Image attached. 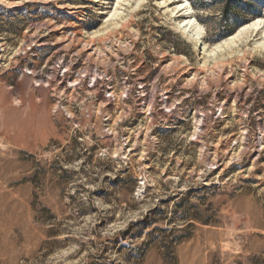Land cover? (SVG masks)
<instances>
[{
  "label": "rangeland",
  "instance_id": "rangeland-1",
  "mask_svg": "<svg viewBox=\"0 0 264 264\" xmlns=\"http://www.w3.org/2000/svg\"><path fill=\"white\" fill-rule=\"evenodd\" d=\"M187 1L0 0V264H264V0Z\"/></svg>",
  "mask_w": 264,
  "mask_h": 264
},
{
  "label": "bare ground",
  "instance_id": "bare-ground-1",
  "mask_svg": "<svg viewBox=\"0 0 264 264\" xmlns=\"http://www.w3.org/2000/svg\"><path fill=\"white\" fill-rule=\"evenodd\" d=\"M157 4L162 8H166L167 12H169V18L172 20L173 24L178 30L185 34L191 42L198 45L199 42H202L199 33L201 27L199 24H197L196 18L193 17V10L191 9L187 0H158ZM263 24L264 19H254L252 23L239 28L235 34H232L230 37L224 40L221 45H216L213 47L212 50L217 49L218 47H223L224 45L234 44L235 42L237 43L238 40H241L244 37L249 38L251 33H253L254 30L260 29ZM251 48L264 49V41H258L257 39L254 41ZM203 49H205V47H203ZM201 51L199 50V52Z\"/></svg>",
  "mask_w": 264,
  "mask_h": 264
},
{
  "label": "trees",
  "instance_id": "trees-1",
  "mask_svg": "<svg viewBox=\"0 0 264 264\" xmlns=\"http://www.w3.org/2000/svg\"><path fill=\"white\" fill-rule=\"evenodd\" d=\"M229 1H230V3L227 4V5L225 6L226 16H228V11H227V9H229L228 7H230V6L232 5L233 1H235V0H228V2H229ZM233 7L236 8L235 6H233ZM260 7H262V8L264 9V1L262 2V4H261ZM236 10H237V9H236ZM233 32H234V29H233V30H230V31H227V33H224V34L220 35V36L218 37L219 39H216V40H213V41L221 40V39L224 38V36H227V35H229V34H231V33H233Z\"/></svg>",
  "mask_w": 264,
  "mask_h": 264
},
{
  "label": "water",
  "instance_id": "water-1",
  "mask_svg": "<svg viewBox=\"0 0 264 264\" xmlns=\"http://www.w3.org/2000/svg\"><path fill=\"white\" fill-rule=\"evenodd\" d=\"M199 45H201V48L204 46V42H199Z\"/></svg>",
  "mask_w": 264,
  "mask_h": 264
}]
</instances>
